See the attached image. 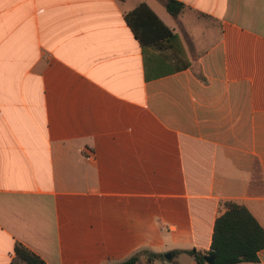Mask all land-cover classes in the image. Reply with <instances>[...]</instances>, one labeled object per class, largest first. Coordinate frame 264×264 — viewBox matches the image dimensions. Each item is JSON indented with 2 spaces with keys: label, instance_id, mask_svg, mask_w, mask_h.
I'll list each match as a JSON object with an SVG mask.
<instances>
[{
  "label": "crops",
  "instance_id": "1",
  "mask_svg": "<svg viewBox=\"0 0 264 264\" xmlns=\"http://www.w3.org/2000/svg\"><path fill=\"white\" fill-rule=\"evenodd\" d=\"M163 1L0 0V264H195L228 203L264 229V0Z\"/></svg>",
  "mask_w": 264,
  "mask_h": 264
},
{
  "label": "trees",
  "instance_id": "2",
  "mask_svg": "<svg viewBox=\"0 0 264 264\" xmlns=\"http://www.w3.org/2000/svg\"><path fill=\"white\" fill-rule=\"evenodd\" d=\"M164 7L169 15L177 17L184 5L176 0H164ZM134 37L142 45L156 42V26L162 23L145 5L140 4L125 15ZM154 28V29H153ZM264 249V229L243 206L228 203L226 211L216 218L213 225L210 249L205 252L187 251L195 264H206L204 256H213V264H242L256 263L257 253ZM141 256L147 259L162 258L161 255L151 254L140 250L117 264H137ZM10 264H44V262L26 247L16 243L13 248V258Z\"/></svg>",
  "mask_w": 264,
  "mask_h": 264
},
{
  "label": "water",
  "instance_id": "3",
  "mask_svg": "<svg viewBox=\"0 0 264 264\" xmlns=\"http://www.w3.org/2000/svg\"><path fill=\"white\" fill-rule=\"evenodd\" d=\"M164 258L169 260L171 258V253L164 254ZM214 257L213 256H204V261L206 264H213Z\"/></svg>",
  "mask_w": 264,
  "mask_h": 264
},
{
  "label": "rangeland",
  "instance_id": "4",
  "mask_svg": "<svg viewBox=\"0 0 264 264\" xmlns=\"http://www.w3.org/2000/svg\"><path fill=\"white\" fill-rule=\"evenodd\" d=\"M181 261L184 262V261H188V258L186 256H181ZM165 264H169L168 262H166Z\"/></svg>",
  "mask_w": 264,
  "mask_h": 264
}]
</instances>
